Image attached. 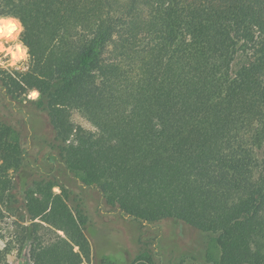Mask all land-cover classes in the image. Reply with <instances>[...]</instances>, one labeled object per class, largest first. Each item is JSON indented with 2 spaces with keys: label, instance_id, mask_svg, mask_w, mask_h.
Wrapping results in <instances>:
<instances>
[{
  "label": "trees",
  "instance_id": "16d2710c",
  "mask_svg": "<svg viewBox=\"0 0 264 264\" xmlns=\"http://www.w3.org/2000/svg\"><path fill=\"white\" fill-rule=\"evenodd\" d=\"M0 15L19 20L30 56L0 83L13 101L39 92L55 164L119 218L209 235L212 264H264V0H0ZM17 31L0 24V37ZM69 109L95 132L74 128ZM25 152L0 121V177L17 175L29 221L17 264H90L89 218L65 188L34 178L37 156ZM168 241L165 251L177 244ZM96 264L153 260L101 253Z\"/></svg>",
  "mask_w": 264,
  "mask_h": 264
},
{
  "label": "rangeland",
  "instance_id": "374dc122",
  "mask_svg": "<svg viewBox=\"0 0 264 264\" xmlns=\"http://www.w3.org/2000/svg\"><path fill=\"white\" fill-rule=\"evenodd\" d=\"M7 22H16L18 31L10 37H0V73L6 72L13 76L27 70L30 56L28 48L22 43L23 29L19 20L13 16L0 15V24ZM16 50H23L24 54L18 58ZM33 92L38 93L36 98H32ZM26 93L21 101H13L0 83V121L15 131L26 150L25 157L29 158L26 162L35 164L38 159L39 170L34 178L52 180L56 184L53 188L56 194L65 188L69 208L73 213L81 212L89 218L85 234L90 246V264H96L101 253L122 257L127 261L143 253L152 257L153 264H212L207 254L216 258L218 253L209 235L201 234L185 224L145 223L127 215L119 218L117 209L108 206L95 188L82 181L80 174L67 170L64 165L55 164L60 161L57 152L49 151L44 145L45 139L52 137V131L45 112L37 106L39 92L31 89ZM67 115L74 128L95 132V128L79 111L69 109ZM46 154L54 158L44 162ZM28 224L17 175L8 172L3 178L0 177V249H8V264H17L23 252L26 256L28 245L22 243V238L23 228ZM44 226L48 227L46 224ZM174 231H177L175 236ZM55 232L63 236L62 232ZM42 233L44 237L55 238L51 232ZM166 239L170 242L176 240V247L165 251L163 245Z\"/></svg>",
  "mask_w": 264,
  "mask_h": 264
},
{
  "label": "clouds",
  "instance_id": "9594fccd",
  "mask_svg": "<svg viewBox=\"0 0 264 264\" xmlns=\"http://www.w3.org/2000/svg\"><path fill=\"white\" fill-rule=\"evenodd\" d=\"M38 96V93L37 92H33L32 93V98H36Z\"/></svg>",
  "mask_w": 264,
  "mask_h": 264
}]
</instances>
